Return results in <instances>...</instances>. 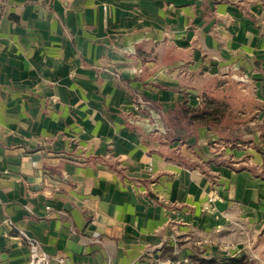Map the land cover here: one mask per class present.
I'll return each instance as SVG.
<instances>
[{
  "label": "crops",
  "instance_id": "crops-1",
  "mask_svg": "<svg viewBox=\"0 0 264 264\" xmlns=\"http://www.w3.org/2000/svg\"><path fill=\"white\" fill-rule=\"evenodd\" d=\"M217 77L264 104V0H0V264H27L19 231L65 264H192L215 234L260 236L264 178L162 155L217 157L206 128L164 146Z\"/></svg>",
  "mask_w": 264,
  "mask_h": 264
},
{
  "label": "trees",
  "instance_id": "trees-1",
  "mask_svg": "<svg viewBox=\"0 0 264 264\" xmlns=\"http://www.w3.org/2000/svg\"><path fill=\"white\" fill-rule=\"evenodd\" d=\"M232 88L233 84H231L230 81L224 77H217L216 80L209 86H205L203 91L199 94L200 106L198 108L193 109L185 103L183 106V114L186 122L184 125H181L174 130L167 131L164 136V139L166 140L164 146L174 142L186 144V140L195 134L197 128H206L220 134L219 143L221 144L223 143L235 148L240 146L241 143L248 142V144H251V146L255 147L256 150H259L257 143L253 141L250 142L252 139L248 140V137L255 136L258 132L256 130L258 129L261 133L260 140L261 142H264V119L259 121V114L264 112V104L258 102V105H255L253 109L254 115L248 122L242 120V118L246 117L248 113L240 110L238 113L239 118L241 119H238L237 117V119H234L233 122L228 124L226 120L231 114L230 100L237 97L235 93L230 94ZM252 125H256L258 128H254ZM240 133H243L242 137L239 136ZM243 137L247 139H243ZM162 155L169 162L191 170L199 168L200 170L206 172L208 171L210 164H214L217 167H229L234 171H249L256 178H264V166L262 168H258L246 165L238 170L234 167L233 163L229 164L226 161L218 162V158H223L222 154H219L218 157H215L208 162L193 160L179 154L173 157H167L164 153H162ZM231 157H233V155H231ZM168 251L172 250L168 249ZM190 262L192 264H252L251 258L246 255L232 259H227L222 255H216L207 259L202 257L200 251L197 252L195 256L190 258Z\"/></svg>",
  "mask_w": 264,
  "mask_h": 264
},
{
  "label": "rangeland",
  "instance_id": "rangeland-1",
  "mask_svg": "<svg viewBox=\"0 0 264 264\" xmlns=\"http://www.w3.org/2000/svg\"><path fill=\"white\" fill-rule=\"evenodd\" d=\"M244 74V73H243ZM234 80V79H233ZM235 82H238L236 80H234ZM249 83V82H248ZM254 92V89L252 90ZM256 92V90H255ZM236 94V98L231 99L230 100V106H231V114L229 115V117H227V123L229 124L230 122H233L234 119H241L239 118V111L243 110V112L248 113L246 117H243L242 120L248 122L251 117L254 115L253 114V109L255 107V105H258V101L256 100V98L252 95L251 90L247 89L245 91V93H241L238 89V87H236V85L233 83V88L232 91H230V94ZM260 99L264 101V97H262V95L260 96ZM147 114V113H146ZM149 117H147L145 120L149 121V125L150 127L152 126V128H156V127H160L161 122L159 117H157L156 114H147ZM153 115V116H152ZM181 117H179V119H177L176 117L174 118V121L170 123V125L174 126L175 128L179 125V123L181 122L180 119ZM177 127V128H178ZM252 127L254 128H258V126L256 125H252ZM155 133H157L155 136H153V140H159L161 138L160 135H164L162 134V132L159 131H155V129L153 130ZM256 131H258L256 133L255 136L253 137H248V140H250V142H256L261 146V140H260V136H258V134L260 133L259 130L257 129ZM214 132V131H213ZM180 133V132H179ZM216 133V132H215ZM220 139V134L216 133ZM238 135V133H237ZM243 133H240L239 136L242 137ZM224 136V135H223ZM222 137V136H221ZM243 139H247L245 137H243ZM220 142V141H219ZM218 142V143H219ZM213 150L214 153L217 155L222 154L223 158H218V162H224L226 161L227 163L231 164L233 163L234 167L238 170H240L242 167L246 166V165H251L254 162V156H252L251 153H254V155H260L262 157V162L264 161V147H262L263 152H261V149L259 150L261 152L258 153L255 150V147L251 146V144L247 143H241L240 146H237L235 148H232L228 145L225 144H215L213 145ZM231 152H233L234 154L233 157H231ZM199 154H201L203 157L204 153H202V151L199 150ZM202 160V159H201ZM261 163V161L259 162ZM254 165V164H253ZM214 199H211V201H213ZM258 235H248V234H244V232L240 229V228H236L234 230H229L227 232H224L222 234H215V236H213L212 238V242H214L213 244H210V246L212 248L215 247V245H219L222 244L221 247H225L227 245H231L233 247H237L238 250L244 252L247 251L248 257H251V262L252 264H264V230H262L260 236ZM197 243L202 241L201 239L196 240ZM217 242V243H216ZM246 242V243H245ZM220 246H217V248H219ZM199 249H201L202 251L206 250V244H202L198 247ZM228 251L230 252V248H228ZM254 256H257L254 257Z\"/></svg>",
  "mask_w": 264,
  "mask_h": 264
},
{
  "label": "built area",
  "instance_id": "built-area-1",
  "mask_svg": "<svg viewBox=\"0 0 264 264\" xmlns=\"http://www.w3.org/2000/svg\"><path fill=\"white\" fill-rule=\"evenodd\" d=\"M235 79H237L239 82H247L249 80V76L247 74H244L240 77H236ZM19 237L26 241L29 250V258L27 264H65L63 259H53L47 253L44 246L38 239L30 237L24 231H19ZM217 252L219 253V255H222L227 259L234 258V256H232L228 251L227 247H219L217 248Z\"/></svg>",
  "mask_w": 264,
  "mask_h": 264
}]
</instances>
